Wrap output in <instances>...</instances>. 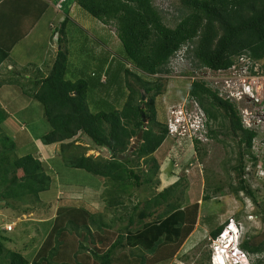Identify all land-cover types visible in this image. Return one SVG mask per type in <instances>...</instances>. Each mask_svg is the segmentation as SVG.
<instances>
[{
    "label": "trees",
    "instance_id": "obj_1",
    "mask_svg": "<svg viewBox=\"0 0 264 264\" xmlns=\"http://www.w3.org/2000/svg\"><path fill=\"white\" fill-rule=\"evenodd\" d=\"M75 2L103 24L116 28L124 60L115 59L104 72L92 70L87 77L84 74L72 80L68 78L69 51L64 47V38H58L60 49L47 75L29 82L30 89L19 80H10L8 85L21 87L26 96L43 105L50 125V131L41 138L45 145L60 144L69 167L104 180L101 199L110 216L105 218L103 208L94 212L83 205L58 207L33 257L9 249L5 245L9 238L0 230V264H158L171 259L194 232L199 205L188 200L185 205V191L177 193L180 181L143 203L126 205L125 197H132L135 188L158 177L160 165L154 153L169 135L168 127L158 122L153 103L162 84L145 77L171 73L173 61L184 48V56L197 68L214 71L228 70L242 56L264 60V0H182L183 14L174 27L165 23L154 0ZM48 7L46 0H0V67ZM66 22L60 29L63 36ZM125 61L140 74L130 71ZM95 84L101 94L113 91L116 102L124 100L122 106L93 111L91 87ZM143 92L149 101H141ZM189 94L207 116L211 138L218 139L213 128L216 123L236 140L237 164L232 169L239 186H232V190L236 194L244 191L255 200L244 180V166L258 131L247 128L237 105L220 97L218 90L206 82L192 81ZM0 116V206L31 213L41 202V194L51 189L52 179L43 161L31 153L19 154L18 141L2 127L10 114L1 104ZM143 117L150 122L144 130ZM141 130L142 140L132 150V139ZM81 134L110 156L96 157L84 151L68 155L70 149L82 147L75 139ZM195 143L198 148L197 139ZM142 159L147 168L137 169L135 164L139 166ZM251 159L255 164L258 161L255 155ZM161 206L165 210L157 214ZM224 227L213 229L211 238L218 237ZM242 247L255 254L253 264H264V256H260L264 255V231L248 234Z\"/></svg>",
    "mask_w": 264,
    "mask_h": 264
},
{
    "label": "rangeland",
    "instance_id": "obj_2",
    "mask_svg": "<svg viewBox=\"0 0 264 264\" xmlns=\"http://www.w3.org/2000/svg\"><path fill=\"white\" fill-rule=\"evenodd\" d=\"M65 2L66 0H57L54 4L48 2L49 7L37 22L38 26L28 33L29 35L12 51V57L21 66L9 63L10 56L0 67V84L4 83L0 85V104L10 114V118L3 123L2 127L6 129L8 135L18 141L19 154L31 153L38 159L43 154L46 156L45 172L52 179L51 189L41 194V202L34 205L31 213L24 214L21 211L9 210L0 206V230L9 238L5 241V245L9 249L21 251L30 257H33L41 246L46 231L51 228L48 222L55 216L58 207L68 204L83 205L94 211L95 208L100 210L105 205L101 199L104 180L85 170L69 167L61 154V146L45 145L41 138L50 131V125L44 116L43 105L26 96L21 87L8 85L10 80H19L30 89L32 84L29 82L47 75L55 61L59 47L58 38H64V47L69 51V79H74L77 70L81 71L80 76L85 74L87 77L92 70L104 72L115 59L124 60L123 47L113 25L103 24L84 11L75 0H68V5H66L68 9L64 6ZM154 3L164 14L165 23L168 26L174 27L181 20L184 9L182 0H154ZM64 21L67 22L63 36L60 29ZM94 22L97 27L92 26ZM45 26L48 27V36L45 35ZM185 54L184 48L173 61L170 68L171 73L145 77L148 78L147 80H158L157 82L162 84L160 94L153 99L159 123L165 124L169 129L170 112L181 107L188 111L187 113H196L194 112L197 110L195 104L189 97V88L194 79L209 81L214 86L218 84L224 95H228L227 92L231 90L234 94H239L236 98L231 97L233 101L236 100L240 113L246 110L263 113V79L257 82L251 81L253 87L250 90L257 89L256 86L259 83L262 85L261 90L255 93L261 98L259 107L251 109L252 105L247 101L248 90L245 89L247 84L242 83L246 80L245 77L238 75V72L228 70L216 76V71L197 68L188 57L183 60L182 56L184 58ZM125 63L130 71L140 74L133 64L128 61ZM259 63L261 70L262 68L264 70V60ZM262 75L264 76L263 71ZM226 80L235 81V83L225 89L224 81ZM143 94L145 101L142 99L141 101H149V96L144 92ZM113 95V91H110L108 95L105 92L101 94L95 84L91 87L92 110L120 108L124 100L116 102ZM149 124L147 120V128ZM213 128L218 132V139L208 136L207 138L204 136L202 140L197 139L198 148L192 134L186 137L174 136L169 129L168 137L154 153L160 165L158 177L152 182L144 183L139 189L135 188L132 197H125L126 205L134 207L139 201L143 203L146 198L180 181L177 193L180 194L181 190L185 191L187 198L185 205L188 202L191 204L198 202L195 232L189 240H186L187 243L183 248L184 243L178 248L171 259L158 264H210L208 257L213 242L211 231L232 221L241 225L247 236L248 234L259 235L264 231V122L260 126L253 127L258 131V136L254 140L250 154L245 156L244 180L252 190L256 201L244 191L238 194L233 192L232 186H239L237 173L232 169L237 164L236 140L218 124L213 123ZM75 139L82 147L70 149L68 155H77L84 151L86 155L96 157L108 158L110 156L106 149L96 147L89 138L82 134L76 136ZM138 142L137 138L132 139L130 145L132 150ZM45 150H51L53 154L47 155ZM254 155L258 160L256 164L251 159ZM143 160L139 166L135 164L137 169L138 167L139 169L147 168ZM206 196H210V200H206ZM85 197L90 198L91 208L87 207ZM164 210L165 207L161 206L156 213L160 214ZM107 212L105 209L104 215L107 216L105 218L110 216Z\"/></svg>",
    "mask_w": 264,
    "mask_h": 264
},
{
    "label": "built area",
    "instance_id": "obj_3",
    "mask_svg": "<svg viewBox=\"0 0 264 264\" xmlns=\"http://www.w3.org/2000/svg\"><path fill=\"white\" fill-rule=\"evenodd\" d=\"M46 1H48L49 3L51 2L52 4H54V2H56L57 0H46ZM184 58H186V57L184 56ZM184 58L182 56V59H184ZM205 70L210 71L211 69H205ZM224 71L225 70L216 71L217 72L216 76H219L220 75L219 73L224 72ZM228 71L238 72V75H241L242 77L246 78V80L244 82H242L243 85L247 84L246 88L242 85V83H241V85L245 89L248 90L247 93H248L249 96L247 98V101L252 105L251 109H258L259 104L261 102V98L258 95L256 96L255 93L257 91L261 90L262 85L260 83L257 84V86H256L257 89L254 88L253 90H250V88L253 87L252 86L253 83H251V81H253V82L256 81L257 82L259 79H263L264 80V77L262 75V71L264 72V70H263V68L261 70V64L259 63V61H253L251 58H249L247 56H242V57H240L238 59L237 62H235V64H233V66L231 68L228 69ZM201 79L203 80V79H206V78H201ZM203 81L206 82L207 85L212 87L214 90H218V93H219L220 97H222L224 99H230L232 102H234L236 104V100L233 101L232 97L236 98V96H238L239 94H237V93L234 94V91L230 89L231 91L227 92L228 95H224L223 94V90H221L219 88L218 84H215V86H214L209 81H206V80H203ZM224 82H225V87H224L225 89L229 88L230 85L235 83V81H228V80H226ZM239 110H240V108H239ZM184 111H186V110L183 109L182 107L173 110L170 113L169 121H171V117H173V116L176 117L178 115H182ZM241 113H242L241 116H242L243 123H244V125L247 128H253V127L260 126V124L262 122H264V105H263V113L262 112H256V111L253 112V111H250V110H246L245 112H241ZM197 127H198V125L196 126V128ZM175 130H176V127H175L174 124H172L171 125V133L174 134ZM182 131L183 132L181 134V137H186V136L191 134V132H189L187 127H183ZM192 138H193V135H192ZM234 224L235 223L233 221L231 223H229L228 226H227V229H225L224 233L221 234V236L225 237L226 235L231 233V231H232L231 228H232V226H234ZM241 228H242V226H241ZM219 242H220V239H217V240H215L213 242V255H212L213 264H222L221 261L219 260V255H220L221 252L224 251V249L220 246ZM249 260L250 259H249L248 253H246V254L244 253V254L236 256L235 259H234V262H240V263L248 264Z\"/></svg>",
    "mask_w": 264,
    "mask_h": 264
},
{
    "label": "clouds",
    "instance_id": "obj_4",
    "mask_svg": "<svg viewBox=\"0 0 264 264\" xmlns=\"http://www.w3.org/2000/svg\"><path fill=\"white\" fill-rule=\"evenodd\" d=\"M191 101L195 104V108L197 110H194V112L196 113H187L188 111H184L182 115L171 117V121L169 124L170 133H171V125L174 124L176 127V130L174 134L171 133L174 136L176 135L181 136L183 132L182 131L183 127H187L189 132H191V134L195 138V140L196 139L202 140L204 136L205 138H207V136L210 137L209 136L210 127H208L209 120L207 116L204 114L203 110L199 107V105L197 104L195 100L192 99ZM237 108L239 110L238 106ZM240 116H241V113H240ZM169 118H170V115H169ZM197 125L198 127L196 128ZM198 134H199V137H198ZM196 136L198 138H196ZM228 224L229 223H226L221 234H223L225 229H227ZM231 230H232L231 233H229L225 237L221 236L220 234L218 237L212 240L214 242L215 240L220 239L219 244L224 249V251L221 252L219 255V260L221 261L222 264H233V263L234 264H245V263H240V262H234V259L238 255L248 253L249 259H250L248 264H253L255 260V254L249 253L248 251L244 250L242 247V244L247 237L246 232H244L243 228H241V226L237 223H235L234 226H232ZM213 242L211 244L210 264H213V261H212ZM263 256L264 255H262V257Z\"/></svg>",
    "mask_w": 264,
    "mask_h": 264
},
{
    "label": "crops",
    "instance_id": "obj_5",
    "mask_svg": "<svg viewBox=\"0 0 264 264\" xmlns=\"http://www.w3.org/2000/svg\"><path fill=\"white\" fill-rule=\"evenodd\" d=\"M37 26H38V23H36V24L34 25V27L30 30V32H31L32 30H34ZM92 26H96V27H97V25L95 24V22L92 23ZM44 29H45V35L48 36V33H47V29H48V27L45 26ZM30 32H29V33H30ZM28 35H29V34H28ZM28 35H27V36H28ZM22 40H23V39H22ZM22 40H21V41H22ZM21 41H19V42H18V43L12 48V50H11V59H10L11 61H9V63H12L13 65H14V64L20 65V64L15 60V58L12 57V51L15 49V47H16ZM59 49H60V47H58V50H59ZM23 62L26 64L25 61H23ZM41 62H43V60H42ZM41 64H42V63H41ZM41 64H38V65H41ZM20 66H21V65H20ZM23 67H25V66L23 65ZM68 70H69V69H68ZM80 73H81V71H80V70H77V72L74 74V79H72V80H75V78H78V77L80 76ZM68 78H69V77H68ZM15 134H16V133H15ZM30 145H33V144H30ZM57 146H60V144H53V145H52V147H57ZM43 147H44V149H45V146H43ZM36 148H37V146H36ZM34 151H35V150H34ZM44 152H45L47 155H52V154H53V152H52L51 150H45ZM26 153H27V152H26ZM23 154H25V153H23ZM40 160L43 161L44 164H47V163L45 162V160H46V156H45L44 154H43V156L40 158ZM103 184H104V183H103ZM59 192H60V191H59ZM87 196H89V195H87ZM85 198H86V197H85ZM85 201L87 202V203H86V204H87V207L91 208V207H90V204H92V203H91V201H90V198H89V197L86 198ZM78 206H81V205H78ZM92 208H94V207H92ZM97 210H98L97 208L94 209V211H97ZM195 230H196V229H195ZM195 230H194V232H195ZM194 232H193V233H194ZM193 233H192V234H193ZM192 234H191V235H192ZM191 235H190V237H191ZM190 237H189V238H190ZM189 238H188L187 240H189ZM186 243H187V241L184 243V245L182 246V248L185 246ZM25 254H26V253H25Z\"/></svg>",
    "mask_w": 264,
    "mask_h": 264
},
{
    "label": "water",
    "instance_id": "obj_6",
    "mask_svg": "<svg viewBox=\"0 0 264 264\" xmlns=\"http://www.w3.org/2000/svg\"><path fill=\"white\" fill-rule=\"evenodd\" d=\"M142 101H145V95L144 94L142 95ZM146 125H147V120L145 119V117H143V130L147 128ZM143 130H141L139 132V134L137 136V142L142 140ZM121 157L124 158L123 155Z\"/></svg>",
    "mask_w": 264,
    "mask_h": 264
},
{
    "label": "bare ground",
    "instance_id": "obj_7",
    "mask_svg": "<svg viewBox=\"0 0 264 264\" xmlns=\"http://www.w3.org/2000/svg\"><path fill=\"white\" fill-rule=\"evenodd\" d=\"M177 58V57H176ZM264 77V76H263ZM221 234V233H220Z\"/></svg>",
    "mask_w": 264,
    "mask_h": 264
}]
</instances>
